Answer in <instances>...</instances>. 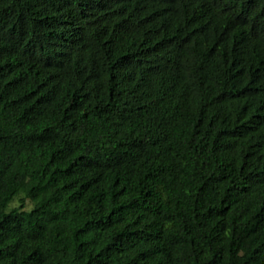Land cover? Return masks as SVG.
Segmentation results:
<instances>
[{"label":"trees","instance_id":"obj_1","mask_svg":"<svg viewBox=\"0 0 264 264\" xmlns=\"http://www.w3.org/2000/svg\"><path fill=\"white\" fill-rule=\"evenodd\" d=\"M0 264H264V0H0Z\"/></svg>","mask_w":264,"mask_h":264},{"label":"rangeland","instance_id":"obj_2","mask_svg":"<svg viewBox=\"0 0 264 264\" xmlns=\"http://www.w3.org/2000/svg\"><path fill=\"white\" fill-rule=\"evenodd\" d=\"M19 197H20V196H17V197L15 198V200L12 202V204H11V208L18 207V205H19V202H18ZM28 207H29V205H28Z\"/></svg>","mask_w":264,"mask_h":264}]
</instances>
